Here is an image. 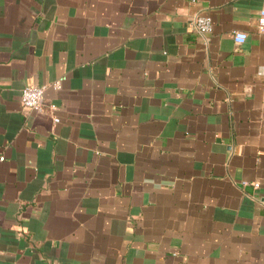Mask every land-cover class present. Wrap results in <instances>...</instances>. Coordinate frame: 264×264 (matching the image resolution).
I'll use <instances>...</instances> for the list:
<instances>
[{
    "label": "crops",
    "instance_id": "crops-1",
    "mask_svg": "<svg viewBox=\"0 0 264 264\" xmlns=\"http://www.w3.org/2000/svg\"><path fill=\"white\" fill-rule=\"evenodd\" d=\"M261 10L0 0V264H264Z\"/></svg>",
    "mask_w": 264,
    "mask_h": 264
},
{
    "label": "built area",
    "instance_id": "built-area-1",
    "mask_svg": "<svg viewBox=\"0 0 264 264\" xmlns=\"http://www.w3.org/2000/svg\"><path fill=\"white\" fill-rule=\"evenodd\" d=\"M191 29L197 32L201 36H207L213 29V23L210 17L204 15H196L190 22ZM258 32L264 35V10H261L258 18ZM248 38V35L244 32H237L234 36V40L237 44H244ZM65 78L56 81L52 87L55 90H59L62 87ZM47 88L44 86L28 85L23 89L21 100L24 107L27 109L41 112L44 110V101ZM51 110H55L56 107L52 105ZM59 119L55 118V123H59ZM256 188L260 187V184H255Z\"/></svg>",
    "mask_w": 264,
    "mask_h": 264
}]
</instances>
